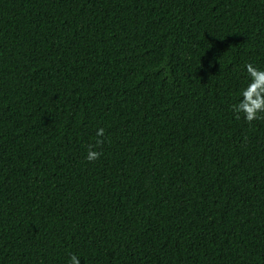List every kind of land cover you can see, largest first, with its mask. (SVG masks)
<instances>
[{"label": "trees", "instance_id": "obj_1", "mask_svg": "<svg viewBox=\"0 0 264 264\" xmlns=\"http://www.w3.org/2000/svg\"><path fill=\"white\" fill-rule=\"evenodd\" d=\"M248 61L264 0H0V264H264Z\"/></svg>", "mask_w": 264, "mask_h": 264}, {"label": "clouds", "instance_id": "obj_2", "mask_svg": "<svg viewBox=\"0 0 264 264\" xmlns=\"http://www.w3.org/2000/svg\"><path fill=\"white\" fill-rule=\"evenodd\" d=\"M243 71L245 80L237 92V99L232 104V111L237 119L241 117L246 123L264 119V66L255 61L245 62ZM97 137L94 144H90L85 159L89 162L98 160L102 152L98 146L104 143L105 129L96 128ZM82 257L71 253L68 264H81Z\"/></svg>", "mask_w": 264, "mask_h": 264}]
</instances>
